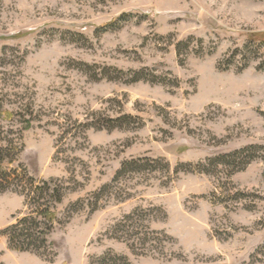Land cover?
Instances as JSON below:
<instances>
[{
  "label": "rangeland",
  "instance_id": "374dc122",
  "mask_svg": "<svg viewBox=\"0 0 264 264\" xmlns=\"http://www.w3.org/2000/svg\"><path fill=\"white\" fill-rule=\"evenodd\" d=\"M0 107L67 188L44 255L0 194V263L264 264V0H0Z\"/></svg>",
  "mask_w": 264,
  "mask_h": 264
},
{
  "label": "trees",
  "instance_id": "16d2710c",
  "mask_svg": "<svg viewBox=\"0 0 264 264\" xmlns=\"http://www.w3.org/2000/svg\"><path fill=\"white\" fill-rule=\"evenodd\" d=\"M17 118L16 113L0 107V194L10 192L22 197L25 208V212L14 218V222L2 231V235L7 239L10 250L44 255L52 251L49 239L55 227L61 224L57 206L62 204L67 188L61 180L36 179L30 176L22 165L17 164L23 149V133L30 123L25 121L27 127L18 129L15 127L20 122ZM108 187L104 186L98 191L95 194V202L89 201L87 206L96 210L97 201ZM82 204L83 201H79L66 210L68 220L83 208ZM133 218L134 215L126 216L117 225V230L124 235L130 234L128 236L134 242L141 241L142 233L133 227ZM118 259L129 264L124 258H112L109 255L98 262L107 264L108 261Z\"/></svg>",
  "mask_w": 264,
  "mask_h": 264
}]
</instances>
